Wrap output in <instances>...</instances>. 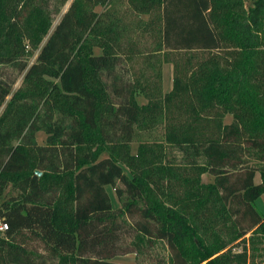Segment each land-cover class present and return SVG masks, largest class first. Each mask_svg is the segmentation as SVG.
I'll return each mask as SVG.
<instances>
[{
  "label": "trees",
  "instance_id": "16d2710c",
  "mask_svg": "<svg viewBox=\"0 0 264 264\" xmlns=\"http://www.w3.org/2000/svg\"><path fill=\"white\" fill-rule=\"evenodd\" d=\"M118 2L73 0L29 66L27 47L52 26L51 0H0V67L26 71L0 118V222L7 224L0 264H133L114 261L133 252L122 242L127 233L140 246L164 241L171 264H250L251 248L264 238L256 207L264 195V106L247 88L253 79L264 98V0L233 15L244 0H124L135 25L124 21ZM138 34L150 35L155 46L144 57L153 77L134 68L142 56ZM96 46L104 53L96 55ZM242 56L238 72L220 77L209 95L211 69L235 68ZM164 62L173 66L169 93ZM14 83L0 75V109ZM41 130L44 145L36 139ZM94 144L97 155L81 157ZM163 144L178 150L180 163L166 150L143 180L125 173L123 165L138 168L149 148L161 152ZM201 159L213 182L201 183ZM184 183L186 194H175ZM109 185L119 209L112 208ZM149 188L174 202L150 200ZM209 222L218 229L210 231ZM197 227L208 236L199 237Z\"/></svg>",
  "mask_w": 264,
  "mask_h": 264
},
{
  "label": "rangeland",
  "instance_id": "374dc122",
  "mask_svg": "<svg viewBox=\"0 0 264 264\" xmlns=\"http://www.w3.org/2000/svg\"><path fill=\"white\" fill-rule=\"evenodd\" d=\"M72 1L73 0H68L66 5L63 6L60 3V0H51L50 9L48 10L49 11L48 13L50 14V16L53 20L52 26H51L47 36L44 37L42 40H40L37 43V46L33 47L32 45H30L27 47V50H29L31 52V54L27 60L29 63V66L36 61V58L38 56V53L40 52V49L45 44L48 36L52 33V31L54 30L56 25L60 22L62 16L67 11V9L69 8ZM251 1L252 0H244L243 9L234 10V12H232V15L235 13L244 14V11H246V9L250 5ZM116 9L120 12V14L122 16H124L123 19L125 22L131 21L132 25H135V23L137 21V16L135 13H132V11L127 7L124 0H121V2H118L116 4ZM97 10L101 11L102 8H98ZM143 18H146V17L144 16ZM135 41H137V43H138L139 49L142 52V56L134 62V68L136 69L137 72L142 71L146 74V76L153 77L156 74L155 69H152L150 67V64L146 63L144 60L146 53L147 52H149V53L153 52V50L155 49V46L152 42V38H150V35H148V34H146L144 36H142V34H138V36L135 38ZM259 49L264 52V41H263V39L260 41ZM84 50L87 53L89 52V48H87V47H85ZM94 53L96 55L103 54L104 49L100 46H96L94 48ZM160 60H162V54L154 55L153 63H159ZM243 62H244V56H242L240 58L239 65L235 68H230L227 66H219L217 68L211 69V80H210V87L208 89V94L211 95V94L215 93V87H216L217 81L220 77L227 75V74H233V73L238 72V69ZM257 62H258L257 60H253L249 63L251 72H254L255 65ZM25 73H26V71L23 73H20L18 70H16L15 68H13L11 66L0 67V75L6 81L15 82L13 87H12L13 90H12L11 95L6 99L5 103L3 104V106L0 109V118L4 114L6 106L8 105V102L11 100L12 95L21 87L23 80H24ZM162 85H163V92L164 93L171 92V90L173 88V66L170 62H164L163 63V66H162ZM247 88L252 93V97L254 99H256V101H258L260 103V105L264 106V98L262 97V93L259 92V90L257 89V85L255 84L253 79L249 78ZM237 92H239L240 94H243L242 88H238ZM136 98H137V103L140 106V108H143L147 104V99L144 95H142V94L137 95ZM232 119L233 118L231 115L227 116L228 122L232 121ZM254 123L255 122H253V124ZM153 138H157L158 140H162V135L159 132H155L153 134ZM36 139L40 145L46 144V141H47L46 132L44 130L37 132ZM138 148H139V144L133 143L132 153L137 154ZM96 149H97V146L95 144L93 146H85L84 148H82L80 150V155H81V157H85V155L89 154L90 156L93 157V156L97 155V153H98V150H96ZM162 149H163V151H162ZM162 149H161V152H159V151L157 152L156 149L149 148L148 152L146 154H144V162L138 168H131V167H126V165H123L125 173L129 174V171H131L133 174L137 175L140 179L143 180V178L147 175L150 166L159 167V163L161 162L160 159L162 158V155L164 154V152L166 150L168 153V159L171 160L172 162H173V160H175V165L180 163V161L182 160V156L178 152V150L171 149L170 147H167L164 144L162 145ZM107 155H108V153L104 152L100 155V157L104 158ZM117 159H118V161L125 164L124 160H122L120 157H117ZM201 165H202L201 166L202 170L204 171V174H202V176H201V183L207 184L209 182H213L214 178H213V176L209 175L206 172V170H207L206 169V163L203 159H201ZM12 176L15 177V176H17V174H13ZM53 180L56 181V177H53ZM256 182L257 183L260 182V176L259 175H257V177H256ZM181 185L182 186L180 187V189L175 191V194L180 195V196H184L186 194L185 190L190 189V186L186 185V183L181 184ZM117 186L123 188V185L120 182H117ZM9 190H11V188H9ZM106 190H107V193L109 195L113 210L121 208V202L116 195L115 188L112 185H109L106 187ZM203 192H204V197H206L208 195V191H203ZM9 195L17 196V192L11 193V191H10ZM148 197L152 201H155V202L158 201L159 203H163V204L167 203L168 205L172 204L174 202L173 198L169 197L168 199H163V198L156 196V194H154L150 191V188L148 189ZM208 204L209 203H207L206 205H208ZM215 204H216L215 205L216 207L214 208V210L215 209L217 210L219 208V205L217 203H215ZM256 207L258 208L260 213H262L264 215V195H261L257 199ZM218 217L219 216L217 215L216 220H218ZM124 220H125L127 225H130L129 220L126 219V217L124 218ZM208 229H210V231H212V230L218 229V227H215L212 222H209V228ZM197 230H198V236L201 238L207 237L209 234V231H204L201 227H197ZM249 236H250V233L247 235V237H249ZM123 240H124V241H122L123 245H126V246L128 245V247L133 252L131 254H128V255H122V256L115 257L114 258L115 262H120V263L126 262V263H133V264L134 263H136V264H171L172 263L170 250L168 249V247L164 241H155L154 245H152L151 247L148 245V243L143 242V244L140 246V244L137 241L138 238L136 236L132 235V233H130V234L127 233L123 237ZM31 245H33L34 247H37V248L40 247V245L37 243H33ZM238 250H239V248H234V251H238ZM250 252H251L250 264H264V238L260 237L258 239V241L255 242L254 247L251 248Z\"/></svg>",
  "mask_w": 264,
  "mask_h": 264
},
{
  "label": "built area",
  "instance_id": "2783aa9c",
  "mask_svg": "<svg viewBox=\"0 0 264 264\" xmlns=\"http://www.w3.org/2000/svg\"><path fill=\"white\" fill-rule=\"evenodd\" d=\"M7 229V224L4 222H0V231H6Z\"/></svg>",
  "mask_w": 264,
  "mask_h": 264
},
{
  "label": "water",
  "instance_id": "95a60500",
  "mask_svg": "<svg viewBox=\"0 0 264 264\" xmlns=\"http://www.w3.org/2000/svg\"><path fill=\"white\" fill-rule=\"evenodd\" d=\"M36 174L39 175V176H41V175L43 174V172H41V171H36Z\"/></svg>",
  "mask_w": 264,
  "mask_h": 264
},
{
  "label": "crops",
  "instance_id": "0c3cea01",
  "mask_svg": "<svg viewBox=\"0 0 264 264\" xmlns=\"http://www.w3.org/2000/svg\"><path fill=\"white\" fill-rule=\"evenodd\" d=\"M136 143V142H135Z\"/></svg>",
  "mask_w": 264,
  "mask_h": 264
}]
</instances>
